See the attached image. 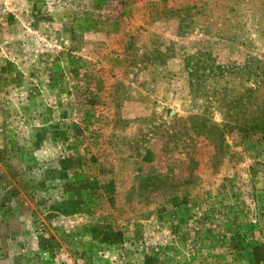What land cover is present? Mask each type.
Listing matches in <instances>:
<instances>
[{
    "label": "rangeland",
    "instance_id": "rangeland-1",
    "mask_svg": "<svg viewBox=\"0 0 264 264\" xmlns=\"http://www.w3.org/2000/svg\"><path fill=\"white\" fill-rule=\"evenodd\" d=\"M263 100L264 0H0V264H264Z\"/></svg>",
    "mask_w": 264,
    "mask_h": 264
},
{
    "label": "trees",
    "instance_id": "trees-1",
    "mask_svg": "<svg viewBox=\"0 0 264 264\" xmlns=\"http://www.w3.org/2000/svg\"><path fill=\"white\" fill-rule=\"evenodd\" d=\"M261 105H262V107H261V111L262 110H264V100L262 101V103H261ZM264 115V114H263ZM264 119V118H263ZM254 128H256L258 131H260L261 133H263V136H264V121L263 122H261V123H259V124H257ZM250 130H252V129H250ZM201 223V222H200ZM203 225H201L200 227H199V229H201V227H202ZM197 233H198V237L199 238H201V234H203V232L202 231H197ZM198 239H196L195 241H193V248L194 249H197V247H198ZM229 250H231L230 252L233 254V255H237V248H232V247H229Z\"/></svg>",
    "mask_w": 264,
    "mask_h": 264
}]
</instances>
